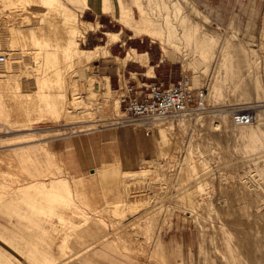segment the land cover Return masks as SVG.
Returning <instances> with one entry per match:
<instances>
[{"label":"rangeland","instance_id":"rangeland-1","mask_svg":"<svg viewBox=\"0 0 264 264\" xmlns=\"http://www.w3.org/2000/svg\"><path fill=\"white\" fill-rule=\"evenodd\" d=\"M64 1L97 25L89 41L77 37L83 47L104 44L106 31L124 29L126 44L116 49L117 57L136 46L149 53L152 66L161 64L153 67L154 81L188 77L192 88L211 93L205 109L128 123L124 105L117 110L114 103L128 82L118 89L123 62L108 55L67 64L55 44L69 36L59 12L25 7L21 0L0 2V55L6 56L0 60V253L15 264H33L35 250L51 252L52 264H264V111L246 126L234 123L230 111L264 108V0H121L136 17L141 3L153 15L175 18L178 2L212 39L176 30L164 38L134 33L112 11L104 12L100 25L80 15V0ZM110 3L117 9L119 0ZM33 29L43 30L40 40L48 34L45 43L57 56L45 61L40 74ZM109 76L113 86L107 92ZM70 93L82 101L77 112L68 103ZM103 126L137 130L148 150L137 149L134 130L102 149L76 140ZM158 128L168 134L162 144ZM101 150L115 157L92 168L80 165ZM59 176L70 181L73 200H58L39 186ZM33 182L40 184L30 188ZM26 186L31 192H23Z\"/></svg>","mask_w":264,"mask_h":264},{"label":"bare ground","instance_id":"bare-ground-1","mask_svg":"<svg viewBox=\"0 0 264 264\" xmlns=\"http://www.w3.org/2000/svg\"><path fill=\"white\" fill-rule=\"evenodd\" d=\"M12 1L13 0H0V2H2L4 5H8ZM21 1L26 3V5H24L25 7L36 6V9L38 8V10L42 11V12L45 11L46 13H49L50 10H53V9H54V13H55V10L57 12H59L60 17H61L60 21H62L60 23H63L64 30L66 32H68L67 34H65V32H64V34L67 35V36L69 35V36H68V38L66 37L67 39L65 38L66 40L64 42L60 41V42H57L55 44H57V46L62 47L61 48V59L65 60V62H67V64H72L73 62H81V61H84V60L91 61V60L97 59L100 56H105L106 57L108 55H111V52H110V49H109V45H111L115 41L120 40L121 37L123 36L122 34L125 31L124 29H121V30H118V31H106L105 32V34L107 35L106 43L100 44V45H96V46L91 47V48L83 47L80 44V41L78 40L77 37L78 36H82L83 37L82 39H84V37L87 36L86 33L90 29H93V30L96 29L97 25L95 26L94 23H92L90 21H86L84 19H81L79 14H78V12H75L69 5H67L65 3L64 0H63L64 2L62 0H21ZM80 1L82 2V11H84L86 9L93 10V11H96L98 13L101 12V11H105V12L112 11L113 18H115V20L117 22L121 23L124 27H127V28L131 29L134 33H144V34H147V35H150V36L164 38L167 35H169L171 31H175L176 30V31L182 32L183 34H185V33L189 34L191 32L192 35H197V34L204 33V34H207L208 36H210L209 37L210 39L213 38L211 36L212 32H210L209 29L206 26H204L203 24H200V22H197L196 19L190 17L189 14L183 12L182 11V5L180 3H178V2H175L173 4V6H174L175 9H177L179 11V13L181 11H182V13H180V14L178 13L175 16V18H170L169 14H167V15H164V14L153 15L152 14L153 12L152 13L149 12L147 9H145V7L141 3L137 4V6L140 8L139 9L140 13H139V17H136L134 15L133 11H131L132 9H130V10L127 9L122 4L121 0H119V4H117V9H112V4L110 3V0H80ZM25 9H27V8H25ZM30 10H32V9H30ZM39 11L36 10L37 13H39ZM28 12H30V11H28ZM28 12H26V13L28 14ZM54 13L52 12V15ZM56 14L57 13H55L54 15H56ZM35 17L36 16L34 15V18ZM38 17H40V16H38ZM32 18H33V16H32ZM34 18H33V20H34ZM41 18H42V16H41ZM56 18L54 17V20ZM57 21H58V19H57ZM60 23H58V24H60ZM34 24H32V25H34ZM38 24L42 25V27H43V23H41V24L38 23ZM46 24L47 23H45V25ZM39 25H37L36 27H38ZM56 25H57V22H56ZM179 25L181 26L180 30H178ZM50 26H52V25H50ZM28 28H31V27L28 26ZM29 30L31 31L32 29H29ZM29 30H28V32H29ZM38 30H40V29H38ZM38 30H34L33 35H34L35 40H36L35 42H37V43H35V45L40 43L41 46L39 44V49L40 50L37 51L35 53V55H33V56L36 57V60H37L36 70L38 71V74H40L41 71L44 68L45 61L50 63L52 60L54 61L53 58H56L57 56H56L55 50H53L52 47H49L51 45V43H50V45H49L48 41L45 43L46 38H47V37L45 38V36L48 35V34H45L44 40L43 39L40 40L41 37L44 34L41 35L43 30L41 31V34H36L35 31L38 32ZM21 31H23V29ZM44 31H45V29H44ZM20 33H21V35L24 34V32L23 33L20 32ZM30 33H32V32H30ZM30 33L28 34V36L30 35L31 39L33 40V38H32L33 36ZM46 33H47V31H46ZM62 39H63V37L61 38V40ZM171 40H173V39H171ZM12 44H14V37H12ZM55 44H53L52 46H54ZM36 47H38V46H36ZM117 58L121 62H123V64H126L129 60H137V61L141 62L144 65H148V63H149L148 52H139L135 48L129 49V51L127 52L126 55H124L122 57L118 56ZM56 60H57V58H56ZM150 68L152 69V66ZM57 72H58L57 75H59V79L62 80L63 77L61 75L63 74V71L59 67H57ZM33 74L35 75L36 73H33ZM106 83H107V92H109V91H111V85H110V81H109L108 78H107V82ZM206 90H208V88L205 89L206 96L210 95L211 91L209 90V92L207 93ZM60 94H63V92L60 91ZM42 96L43 97H47V94L42 93ZM69 100L70 101L68 103L73 106V111L77 112L78 111L77 110L78 106L82 103L81 99H79V96H74V94L70 93ZM114 103H115V108L117 110L121 109V107H122L121 99H118V98L115 99ZM53 104L54 103H52V105ZM82 106H83V104H82ZM257 106H246V107H242L241 106V107L233 108L230 111L232 112V114L243 113L246 109H248L250 107H257ZM71 111L68 110V113H70ZM263 111H264V108L257 110V120L259 118L260 112L262 113ZM0 112H2V111H0ZM201 113H202V111L198 112L197 114L199 115ZM203 113H205V112H203ZM2 114H3V112H2ZM187 114H188V112L184 113L183 115H187ZM198 115H197V118H198ZM201 116H202V114H201ZM118 118L121 119L122 117H118ZM98 120H103V118L100 117V118H98ZM121 121H124V120H121ZM161 122H163V121H158V122H156V124L158 125V123H161ZM118 123H119V121H118ZM151 124H152V122H151ZM152 125H155V124L153 123ZM241 125L246 126V125H251V124H241ZM157 132H158V136H159V139H160L158 141L160 143L161 142L163 143L164 140H166V137L168 135L167 131L164 128H158ZM252 135H253V133H252ZM52 181L53 182H51L50 184H43V185L40 184V183H37V182H36L37 184L33 182L32 184H30L31 186L29 185V187L31 188L34 185L36 186V185L40 184L39 186L40 187L42 186L41 188L43 190H47L48 192L55 194V197L58 200L61 199V200L70 201L72 198L68 197V196L71 195L73 190H72V186H71V183L68 180V178L64 177V176L63 177L59 176L58 178H55ZM26 187H28V186H26ZM29 187L28 188H24L23 192L29 191L28 190ZM40 187H36V188H40ZM125 187H126V185H125ZM29 192H31V190ZM17 211L18 210H16V212ZM61 219H63V218H61ZM68 235L69 234L66 233V236L63 237V239L66 240L68 238ZM55 247H54V249H55ZM55 250H56V252L59 251V250H57V248ZM85 250H88V249H85ZM82 252L83 251H81L80 253H82ZM64 253H66V251L65 252L63 251L62 255H64ZM75 253H77V252H75ZM56 254H58V252ZM72 254H74V253H72ZM6 257L7 256H5L4 254H1V260L3 261V259L5 258V260L3 261L4 264L5 263L6 264H15L10 258H6ZM27 258H28V256H27ZM30 258H31L30 261L33 262V264H52L56 260L54 255H52V253L49 252V251L48 252L47 251H42V252H40V254H38L37 251L35 250L34 254H32L30 256ZM67 261H69V260H67ZM27 262H29V260Z\"/></svg>","mask_w":264,"mask_h":264},{"label":"built area","instance_id":"built-area-1","mask_svg":"<svg viewBox=\"0 0 264 264\" xmlns=\"http://www.w3.org/2000/svg\"><path fill=\"white\" fill-rule=\"evenodd\" d=\"M5 59V55H0V60ZM122 89L121 104L124 105L128 123L136 117L156 119L206 108L205 89L192 88L188 77L170 81L167 85L164 82H152L135 86L128 80ZM81 97L87 98L86 92H82ZM233 121L236 124H251L257 121V113H235Z\"/></svg>","mask_w":264,"mask_h":264},{"label":"crops","instance_id":"crops-1","mask_svg":"<svg viewBox=\"0 0 264 264\" xmlns=\"http://www.w3.org/2000/svg\"><path fill=\"white\" fill-rule=\"evenodd\" d=\"M92 12L93 13H90L89 11L84 10L83 13H81V16H85L86 14L91 15L94 19L97 20L96 21L97 23L99 22L100 25H104V23L106 21V18L103 17V14H104L105 11H103V13H100V12L98 13L96 11H92ZM92 14H95V15H92ZM90 21L95 22L94 20H90ZM108 31H111V30H108ZM103 32H105V31H103ZM87 33L88 34L85 37V39H83V42L89 41V38L93 37V32L89 31ZM130 38H131V36H130ZM119 41H120V43H119ZM124 44H126V42L123 41L122 38L120 40H118V41L113 42L111 44V46L109 47L110 52L112 54L110 56L117 57V54L115 52L116 49H118L120 46H122ZM132 47L134 48L136 46H132ZM148 55H149V53H148ZM129 61L125 64L126 68L123 71H119V72L117 71V73H116L117 76L115 78L117 80L118 89L119 88L121 89L122 83L126 79L130 80L131 83L134 84L135 86H140V85H143L144 83L149 84V83H152V82H164L166 85L168 84V82L165 81V80H161V81L160 80L159 81H154L153 80L154 77H157V71H156L155 68L153 70V67L155 65L156 66H160L161 65L160 63H157V64L152 66L150 64V58H149V63H148L149 69H150V72L153 73V71H154V73L153 74L151 73V74L148 75L147 72H148L149 69H144V68L140 67L139 65H134L132 62H129ZM133 61H137V60H133ZM139 63L142 64L141 62H139ZM142 65H144V64H142ZM151 66H152V69L150 68ZM109 81H110V85L113 86V78H112V76H109ZM130 130H134V132H135L137 149L141 148L142 151H147L148 147H147V145H145L141 133H139L135 129L125 128V127H122V126H116V127H114V126H103V127L95 128L92 131H89V132H86V133L85 132L80 133L79 135H77L76 140H80V141L83 142L85 139H87L90 143L92 141H94L102 149L104 143L106 144V142H109V141L110 142H114L115 140H118V141L121 142V140L124 137V135L126 136L127 132L130 131ZM110 133H113V135H112L113 140L111 139V134ZM114 157H115V153L114 152H110V153L104 154L103 150H101V152H99L97 154H92L88 158L84 157L82 159V162H81L80 165H82L84 168L85 167L92 168L94 165L99 164V163L104 162V161H108L110 159H113Z\"/></svg>","mask_w":264,"mask_h":264}]
</instances>
